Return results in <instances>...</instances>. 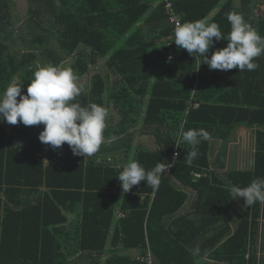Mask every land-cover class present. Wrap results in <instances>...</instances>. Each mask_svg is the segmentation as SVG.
Here are the masks:
<instances>
[{
    "label": "trees",
    "instance_id": "1",
    "mask_svg": "<svg viewBox=\"0 0 264 264\" xmlns=\"http://www.w3.org/2000/svg\"><path fill=\"white\" fill-rule=\"evenodd\" d=\"M158 1L27 0L30 6L37 7L31 8L30 19L17 35L8 2L0 0V35H4L0 41V94L16 78L26 94L37 63L61 67L67 58L78 56L81 46L90 49L94 57L108 58L107 69L121 77L118 90L110 88L108 76L97 72L89 91H81L76 101L82 105L96 103L107 109V101H112L123 115L122 129L126 132L129 118L138 123L143 105L138 101L141 105L136 108L130 92L146 98L150 91L144 126H161L166 134L161 150L137 151L135 160L146 170L161 161L166 165L172 163L177 142H181V128L206 130L209 139L201 140L192 164L189 166L184 159L191 146L181 142L178 162L170 169L176 180L198 192L200 204L191 214L178 216L184 195L175 190L163 173L157 190L140 182L125 193L121 206L124 217L112 232L122 191L117 178L123 169L98 162L93 155L74 156L67 144L56 150L42 144L38 136L43 125L3 122L0 123V264H102L112 233L114 250L105 264H147L144 259L149 251L155 264H207L203 262L207 255L215 261L209 264H258L254 239L260 203L253 205V214L248 211L232 234L230 226L221 227L224 208L231 197L229 190L224 189L215 175L212 179L196 180L192 174L211 167V138L231 133L227 129L243 122V118L249 119L252 126H264V54L254 58L258 67L253 71L241 72L238 68L224 71L225 77L228 74L231 81H238L233 85L235 93L230 94L231 98L226 93L214 95L212 89L218 87H213L210 75L217 70H209L203 62L198 67L199 57L195 53L194 59L187 50L175 45L174 26L165 13V3L153 9ZM169 1L183 22L207 18L227 35L230 24L226 14L235 11L242 13L264 37V16L253 15L255 0H240L239 8L234 0ZM42 9L51 11L54 17L53 29L57 28L55 35L60 45L57 49L48 44L47 33L51 31L43 27ZM213 39L209 58L213 51L227 46V41ZM80 58L77 69L86 74L88 65H83ZM169 58H178L174 69L171 66L178 72V78L166 81L162 77L151 84L154 72L166 68L171 62ZM194 91L196 99L191 100ZM195 104H199L197 109ZM132 114L136 117L132 118ZM107 135L104 130V137ZM258 139H264V131L258 134ZM127 148L129 153L132 146ZM223 163L220 158L215 165L221 168ZM257 177H264V144L259 145L254 171L238 174L233 183L243 188ZM75 213L80 219L70 234L73 237L61 241L59 236L67 230V214ZM76 255L79 257L69 260Z\"/></svg>",
    "mask_w": 264,
    "mask_h": 264
},
{
    "label": "clouds",
    "instance_id": "2",
    "mask_svg": "<svg viewBox=\"0 0 264 264\" xmlns=\"http://www.w3.org/2000/svg\"><path fill=\"white\" fill-rule=\"evenodd\" d=\"M226 19L230 24L227 35L221 32L217 23L207 18L186 22L178 20L174 27V43L192 57L195 53L209 70H255L258 64L254 58L264 54V37L245 20L242 13L230 11ZM213 38L216 42L227 41V46L216 49L209 58L208 53L214 46ZM22 89L17 79H13L0 94V123L43 125L38 139L53 150L67 144L74 156L84 158L98 151L104 140L108 109L96 103L82 105L76 101L81 89L72 68L37 63L26 94ZM180 137L181 142L191 146V151L186 152L184 158L190 166L198 156V145L202 139H209V134L204 129L185 131L181 128ZM172 163L166 165L161 161L146 170L132 159L123 167L117 180L125 193L140 182L155 191L159 188L161 175L171 168ZM229 192L232 200L243 198L246 207L264 203V177L253 179L243 188L229 185Z\"/></svg>",
    "mask_w": 264,
    "mask_h": 264
},
{
    "label": "crops",
    "instance_id": "3",
    "mask_svg": "<svg viewBox=\"0 0 264 264\" xmlns=\"http://www.w3.org/2000/svg\"><path fill=\"white\" fill-rule=\"evenodd\" d=\"M235 1V0H234ZM216 12H214L215 14ZM264 16V15H263ZM182 52H179V56H181ZM178 59V58H177ZM177 59L173 58V61H171L169 64H175L177 63ZM202 59L198 58V67H200L202 63ZM168 66V65H167ZM166 66V68H167ZM165 69V68H164ZM167 69H170L169 67ZM161 70H156L154 72V76L151 80V84H154L158 79L164 77L166 78V81L168 80H176L178 78V72H175L173 69H171L166 73H160ZM171 71V72H170ZM227 74V73H226ZM224 71L217 70L216 74L211 73L210 79L211 83L216 85L218 88L212 89V92L214 95L220 96L221 94L227 95L228 98L230 97V94L235 93V89L233 87L234 84H237L238 81H231V78H229V75L227 74L224 78ZM228 77V78H227ZM223 82L226 85V88L221 87ZM198 92V90H197ZM197 92L194 91L192 93V99H196ZM130 96L132 97V103H134V106L137 108L140 107L141 103L138 101H142L143 105L141 108V116L138 120V123L136 124V121H133L129 118L127 123L125 124L127 131H123L122 128H124V125H122L123 115L120 113L119 110L112 108V114H118L119 119H117V122L114 123L116 126L115 131L112 133L107 128H105L106 133L110 137L106 139V145H102L99 147L98 151L93 154L92 158L96 159L98 162H104L105 164L116 168V169H123V167L128 163L129 160H132L136 158L137 151L138 150H146L150 152H157L158 150H161L162 147V141L163 137L166 134V130L158 125L154 126H144V119L145 114L147 112V108L149 105V100L151 99V93L148 92V95L146 98H142L140 96H137L135 93L130 92ZM200 94V93H199ZM198 94V95H199ZM203 95H205V92H202ZM239 98L241 93L238 92ZM198 98V96H197ZM260 100V99H258ZM235 101V99L233 100ZM109 102V103H108ZM110 102L107 101V106L110 105ZM236 102V101H235ZM198 105V106H197ZM199 107V104H195L194 108L197 109ZM135 108V110H136ZM110 107H108V116L110 114ZM136 116L132 114V118H135ZM247 117V113H245V118ZM108 118V117H107ZM108 131V132H107ZM227 131H231V133H221V135L215 136L210 139V152H209V160H210V168L209 170L205 169V171L200 173H205L206 177L204 178H211L215 175V177L222 183L224 186V189L229 190V185H234L233 181L236 180V177L240 173L245 172H252L255 169L256 164V158L258 155V149L259 145H263L264 139L260 140L258 139V134L262 131H264V126H260L258 124L252 126L249 123V119H244L243 122L239 124H234L231 128H228ZM110 132V134H109ZM175 133V132H171ZM131 134V135H129ZM151 135L153 138L150 140L146 139L148 136ZM222 136L227 137L226 139H223ZM145 137V139H143ZM259 140V141H258ZM139 142V143H138ZM131 145L132 149L128 153L129 149L127 146ZM110 147V149H109ZM112 151V152H111ZM220 158L222 159L223 166L221 168L216 167L215 163L216 161H220ZM167 174V178L170 182V184L175 188L176 191H178L180 194L184 195V205L181 208L178 216L181 215H188L191 214L196 206L200 204V196L198 192L190 187H186L183 184H181L178 180H176L170 172H165ZM193 175V174H192ZM194 177V176H193ZM195 178V177H194ZM202 178V179H204ZM201 180V179H196ZM125 192H120L119 202L116 206L115 211V218L113 221L112 226V232L115 230L118 221L124 217V215L121 212V206L123 202ZM154 197V196H153ZM1 198V197H0ZM142 199H144V196H141ZM244 200L243 198H238L232 200V196L230 197L229 202L225 205L224 213L225 218L224 222L221 223V227L230 226L232 230V234H234L239 226V223L244 218V215L250 211L253 214L254 207L253 205L251 207L244 206ZM260 203V202H259ZM243 207L246 208V212L243 213L241 219L239 220V223L237 224V220L231 219L232 212L234 210H240ZM235 213V211H234ZM0 214H2L1 207H0ZM68 216V224L67 230H64L65 232L59 236V239L61 241H65L67 237H73V235H70L73 231V227L77 225V222L80 218L79 214H67ZM251 224L253 219H250ZM169 222V221H168ZM237 224V226H236ZM255 239H254V251L257 255V263L258 264H264V203H260L259 206V214L256 221L255 226ZM113 234V233H112ZM110 235L108 243H107V254L103 256L106 261L108 259L109 253L114 250L112 248V237L113 235ZM227 239V237H225ZM225 239V240H226ZM70 249V247H69ZM79 256H72L69 257V260L76 259ZM249 258V256H248ZM74 259V260H75ZM155 260V257H154ZM203 262L209 264L214 263L215 261L209 260V256L207 255L204 257ZM225 263V262H224ZM199 264H203L202 262H199Z\"/></svg>",
    "mask_w": 264,
    "mask_h": 264
},
{
    "label": "rangeland",
    "instance_id": "4",
    "mask_svg": "<svg viewBox=\"0 0 264 264\" xmlns=\"http://www.w3.org/2000/svg\"><path fill=\"white\" fill-rule=\"evenodd\" d=\"M9 5V14L12 17V22L15 24V34L19 35L22 32V27L25 26L26 22L30 19L31 17V8L33 6H30L27 0H6ZM54 2L56 0H53ZM237 8L240 7V0H235ZM37 6H34L33 9H36ZM253 15L256 17H261L264 15V0H255L254 8H253ZM40 18L41 22H43V27H45L47 30L51 31L47 33L49 41L48 44L52 47H55L56 49L59 48L60 45H58V38L56 37V29L54 28V17L49 10H44L42 9L40 12ZM45 29V30H46ZM53 29V31H52ZM48 32V31H47ZM43 32L41 33V35ZM3 34L0 35V41H3ZM78 56H80L81 61L83 65H88V72L86 74H81L78 69H77V59L78 56H72L70 58H67L64 63L62 64L63 67H70L72 68L74 74L77 77V84L80 87L81 91H85L86 93L89 91V88L91 86V81L93 76L97 73L100 72L103 74V76H108V81L110 84V88L113 90H118L121 77L115 73L113 70H110L109 68L107 69V61L108 58H97L94 57L90 49H87L84 46H81L80 49L78 50ZM173 61V59H171ZM174 64L170 65L168 64L167 68L169 67L172 69ZM172 66V68H171ZM163 68L160 73H166L170 69ZM174 69V68H173ZM17 81L19 82L20 80L16 78ZM121 87V86H120ZM109 103V102H108ZM110 114L108 118L106 119V127L110 132H114L116 126L114 125L115 122H117V119H119L118 114H112V108H114V103L110 102ZM117 118V119H116ZM108 132V131H107ZM109 132V134H110ZM110 137L107 135L104 137L102 145H106V139ZM152 139L153 137L151 135L148 136L146 139ZM145 139V137H143ZM139 143V142H138ZM249 208V207H248ZM235 211V213H234ZM231 215V219L237 220V224L239 223V220L241 219L242 215L244 212H246V208L243 207L240 210H234ZM236 224V226H237ZM105 259H102V264H105Z\"/></svg>",
    "mask_w": 264,
    "mask_h": 264
},
{
    "label": "built area",
    "instance_id": "5",
    "mask_svg": "<svg viewBox=\"0 0 264 264\" xmlns=\"http://www.w3.org/2000/svg\"><path fill=\"white\" fill-rule=\"evenodd\" d=\"M162 3H165V13L169 19V22L172 26L175 27V24L176 22L179 20L180 22H183V19L181 17V15H179L174 7V4L169 1V0H159L157 3H155L153 5V9H156L158 8L159 5H161ZM173 59V58H172ZM198 106V105H197ZM185 121L183 122V125H185ZM180 146H181V142L178 141L177 142V145H176V151L173 155V158L175 157V162L171 164V168L178 162V159H179V149H180ZM172 162H173V159H172ZM170 168V169H171ZM170 169L165 172H170ZM193 176L195 177V179H202L204 177H206V174L205 173H200V172H194L193 173ZM144 261H146L147 264H155V260H154V255L152 254L151 251H149L147 257L144 259Z\"/></svg>",
    "mask_w": 264,
    "mask_h": 264
}]
</instances>
